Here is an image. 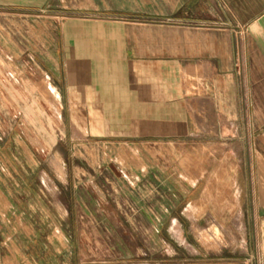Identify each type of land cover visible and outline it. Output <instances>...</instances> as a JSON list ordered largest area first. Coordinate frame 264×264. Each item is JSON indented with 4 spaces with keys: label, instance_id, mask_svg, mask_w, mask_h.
Here are the masks:
<instances>
[{
    "label": "crops",
    "instance_id": "obj_1",
    "mask_svg": "<svg viewBox=\"0 0 264 264\" xmlns=\"http://www.w3.org/2000/svg\"><path fill=\"white\" fill-rule=\"evenodd\" d=\"M0 264H264V0H0Z\"/></svg>",
    "mask_w": 264,
    "mask_h": 264
},
{
    "label": "rangeland",
    "instance_id": "obj_2",
    "mask_svg": "<svg viewBox=\"0 0 264 264\" xmlns=\"http://www.w3.org/2000/svg\"><path fill=\"white\" fill-rule=\"evenodd\" d=\"M127 16L124 13H119L115 15H103V19H109V20H83V19H77V20H70L66 22L68 23L65 31L62 33L58 31L57 37L60 42H63V37L67 38V40H70L72 43L75 42V40H94L97 39L98 41L102 40L104 46L101 47L102 54L100 55V58L103 60L102 64H105L106 67L100 68L103 74L110 73V70L115 76H118V84L124 85L125 83H131L132 81V75H133V62L130 61L129 57H126L127 53L125 51L126 47L123 46V41H125L128 37H132V34L135 32V34L142 38L144 30L141 28V26H135L137 27L135 30L132 29L131 24H127ZM90 17V16H89ZM93 17H95L93 15ZM65 24V25H66ZM153 36L157 37L158 30L152 31ZM119 42L120 45L115 47L118 48V51L116 54H113L111 57L109 53V49L114 42ZM112 43V44H110ZM75 48V46L72 44V48ZM60 57L63 58L64 52L62 45L60 46ZM63 61V60H62ZM61 61V62H62ZM63 65V63H61ZM61 65V66H62ZM111 65V66H110ZM113 66V68H112ZM112 68V69H111ZM92 71V70H91ZM89 71V72H91ZM88 72V73H89ZM93 74V72H91ZM153 84V83H152ZM155 84V83H154ZM76 99L78 97V94H72ZM95 112V111H93ZM104 113H109V111H104ZM83 116V115H82ZM89 116V112L87 111V117ZM66 117L69 119L71 118L72 123L77 122L79 113L78 110H72L69 114L66 115ZM19 207L13 206L11 209L15 211V209H18ZM14 214L15 212L8 211V213Z\"/></svg>",
    "mask_w": 264,
    "mask_h": 264
}]
</instances>
